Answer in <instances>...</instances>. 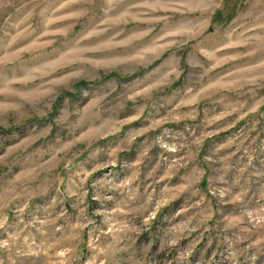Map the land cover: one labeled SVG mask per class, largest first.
<instances>
[{"label": "rangeland", "instance_id": "obj_1", "mask_svg": "<svg viewBox=\"0 0 264 264\" xmlns=\"http://www.w3.org/2000/svg\"><path fill=\"white\" fill-rule=\"evenodd\" d=\"M0 264H264V0H0Z\"/></svg>", "mask_w": 264, "mask_h": 264}]
</instances>
